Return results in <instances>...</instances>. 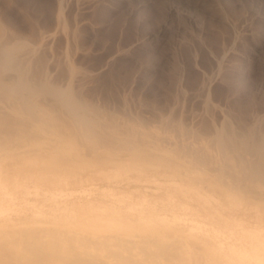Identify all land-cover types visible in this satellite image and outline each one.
I'll return each instance as SVG.
<instances>
[{"label":"clouds","instance_id":"9594fccd","mask_svg":"<svg viewBox=\"0 0 264 264\" xmlns=\"http://www.w3.org/2000/svg\"><path fill=\"white\" fill-rule=\"evenodd\" d=\"M50 38L0 24V264H264V97H149Z\"/></svg>","mask_w":264,"mask_h":264},{"label":"rangeland","instance_id":"374dc122","mask_svg":"<svg viewBox=\"0 0 264 264\" xmlns=\"http://www.w3.org/2000/svg\"><path fill=\"white\" fill-rule=\"evenodd\" d=\"M43 16L55 49L151 96L219 76L247 110L264 97V0H7L6 26ZM219 86V81L217 82Z\"/></svg>","mask_w":264,"mask_h":264},{"label":"bare ground","instance_id":"6f19581e","mask_svg":"<svg viewBox=\"0 0 264 264\" xmlns=\"http://www.w3.org/2000/svg\"><path fill=\"white\" fill-rule=\"evenodd\" d=\"M0 24H3V25H5L6 26V24L2 21V20H0Z\"/></svg>","mask_w":264,"mask_h":264}]
</instances>
